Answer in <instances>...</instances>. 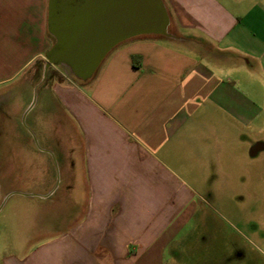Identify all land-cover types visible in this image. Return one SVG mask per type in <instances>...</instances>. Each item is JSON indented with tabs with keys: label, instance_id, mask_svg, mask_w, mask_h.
<instances>
[{
	"label": "crops",
	"instance_id": "0c3cea01",
	"mask_svg": "<svg viewBox=\"0 0 264 264\" xmlns=\"http://www.w3.org/2000/svg\"><path fill=\"white\" fill-rule=\"evenodd\" d=\"M162 1L170 35L118 43L83 80L63 64L44 72L48 0H0V126L11 86L26 92L21 114L45 104L29 140L80 185L69 223L4 264H195L199 242L177 238L190 174L248 180L264 151V0Z\"/></svg>",
	"mask_w": 264,
	"mask_h": 264
},
{
	"label": "rangeland",
	"instance_id": "374dc122",
	"mask_svg": "<svg viewBox=\"0 0 264 264\" xmlns=\"http://www.w3.org/2000/svg\"><path fill=\"white\" fill-rule=\"evenodd\" d=\"M7 91L4 110L10 118L0 126V194L4 192L0 201V264L7 256L24 257L56 229L65 227L73 210L70 197L80 191L79 184H73L74 188L67 184L68 168L57 152L40 149L29 140L31 116L36 125H46L49 114L45 104L38 101L23 115L25 90L11 86ZM38 141L41 146L46 144L40 138ZM261 159L264 162V151L249 156L248 166L243 165L248 180L239 176L229 180L224 175L193 180L190 174L185 184L195 193L181 207L186 214L182 221H186L177 238L199 242V247L186 253L195 264H264V255L257 251L264 248V163L262 167L257 164ZM82 206L78 205L72 220Z\"/></svg>",
	"mask_w": 264,
	"mask_h": 264
},
{
	"label": "water",
	"instance_id": "95a60500",
	"mask_svg": "<svg viewBox=\"0 0 264 264\" xmlns=\"http://www.w3.org/2000/svg\"><path fill=\"white\" fill-rule=\"evenodd\" d=\"M47 28L54 37L47 63L89 78L118 43L138 35L169 36L162 0H48Z\"/></svg>",
	"mask_w": 264,
	"mask_h": 264
},
{
	"label": "trees",
	"instance_id": "16d2710c",
	"mask_svg": "<svg viewBox=\"0 0 264 264\" xmlns=\"http://www.w3.org/2000/svg\"><path fill=\"white\" fill-rule=\"evenodd\" d=\"M131 59H132V63L137 64V61H136V57L135 56H132Z\"/></svg>",
	"mask_w": 264,
	"mask_h": 264
},
{
	"label": "clouds",
	"instance_id": "9594fccd",
	"mask_svg": "<svg viewBox=\"0 0 264 264\" xmlns=\"http://www.w3.org/2000/svg\"><path fill=\"white\" fill-rule=\"evenodd\" d=\"M257 251H259L260 254L264 255V248H259V249H257Z\"/></svg>",
	"mask_w": 264,
	"mask_h": 264
}]
</instances>
